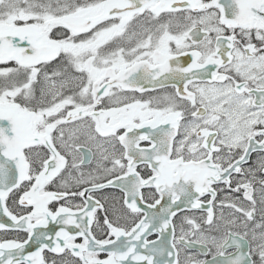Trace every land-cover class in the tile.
Segmentation results:
<instances>
[{"label": "snow or ice", "instance_id": "obj_1", "mask_svg": "<svg viewBox=\"0 0 264 264\" xmlns=\"http://www.w3.org/2000/svg\"><path fill=\"white\" fill-rule=\"evenodd\" d=\"M0 264H264V0H0Z\"/></svg>", "mask_w": 264, "mask_h": 264}]
</instances>
